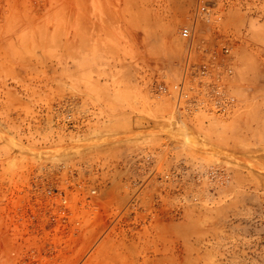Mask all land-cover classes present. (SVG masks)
Returning a JSON list of instances; mask_svg holds the SVG:
<instances>
[{"label": "rangeland", "instance_id": "obj_1", "mask_svg": "<svg viewBox=\"0 0 264 264\" xmlns=\"http://www.w3.org/2000/svg\"><path fill=\"white\" fill-rule=\"evenodd\" d=\"M184 25L232 112L156 89ZM0 264H264V0H0Z\"/></svg>", "mask_w": 264, "mask_h": 264}, {"label": "built area", "instance_id": "obj_2", "mask_svg": "<svg viewBox=\"0 0 264 264\" xmlns=\"http://www.w3.org/2000/svg\"><path fill=\"white\" fill-rule=\"evenodd\" d=\"M194 15L196 18L210 23L216 17L214 5L198 1ZM179 36L185 41L188 49V57L184 63L180 79L171 85L157 83L156 89L163 93H174V106L178 111L187 107L206 112H214L226 115L236 108V99L226 89L221 76L222 71L231 73L228 63H223L217 58V50L210 48L202 38L199 31L191 25H184L179 29ZM229 45L223 43L220 51L229 52ZM192 50L199 52V62L191 63L190 54Z\"/></svg>", "mask_w": 264, "mask_h": 264}, {"label": "bare ground", "instance_id": "obj_3", "mask_svg": "<svg viewBox=\"0 0 264 264\" xmlns=\"http://www.w3.org/2000/svg\"><path fill=\"white\" fill-rule=\"evenodd\" d=\"M190 253V252H189ZM190 257V256H189ZM201 257V256H200ZM193 258V257H192ZM196 259V258H195ZM197 260V259H196ZM188 263V262H187ZM189 263H191V262H189Z\"/></svg>", "mask_w": 264, "mask_h": 264}]
</instances>
